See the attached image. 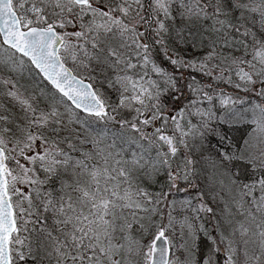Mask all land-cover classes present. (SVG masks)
Wrapping results in <instances>:
<instances>
[{"label": "snow or ice", "instance_id": "snow-or-ice-1", "mask_svg": "<svg viewBox=\"0 0 264 264\" xmlns=\"http://www.w3.org/2000/svg\"><path fill=\"white\" fill-rule=\"evenodd\" d=\"M0 264H264V0H0Z\"/></svg>", "mask_w": 264, "mask_h": 264}, {"label": "trees", "instance_id": "trees-1", "mask_svg": "<svg viewBox=\"0 0 264 264\" xmlns=\"http://www.w3.org/2000/svg\"><path fill=\"white\" fill-rule=\"evenodd\" d=\"M231 135L239 137L241 135V133L233 131V132H231Z\"/></svg>", "mask_w": 264, "mask_h": 264}, {"label": "rangeland", "instance_id": "rangeland-1", "mask_svg": "<svg viewBox=\"0 0 264 264\" xmlns=\"http://www.w3.org/2000/svg\"><path fill=\"white\" fill-rule=\"evenodd\" d=\"M219 106L217 105V108H218Z\"/></svg>", "mask_w": 264, "mask_h": 264}]
</instances>
